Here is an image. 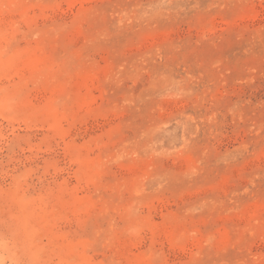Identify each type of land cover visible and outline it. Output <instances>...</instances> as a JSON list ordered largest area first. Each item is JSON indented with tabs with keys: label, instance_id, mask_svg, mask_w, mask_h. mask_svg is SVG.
Wrapping results in <instances>:
<instances>
[{
	"label": "rangeland",
	"instance_id": "374dc122",
	"mask_svg": "<svg viewBox=\"0 0 264 264\" xmlns=\"http://www.w3.org/2000/svg\"><path fill=\"white\" fill-rule=\"evenodd\" d=\"M0 264H264V0H0Z\"/></svg>",
	"mask_w": 264,
	"mask_h": 264
}]
</instances>
